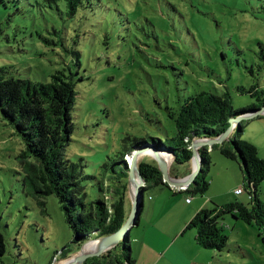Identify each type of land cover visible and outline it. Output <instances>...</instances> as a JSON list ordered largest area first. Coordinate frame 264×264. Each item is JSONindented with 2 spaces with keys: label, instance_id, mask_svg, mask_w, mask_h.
<instances>
[{
  "label": "rangeland",
  "instance_id": "1",
  "mask_svg": "<svg viewBox=\"0 0 264 264\" xmlns=\"http://www.w3.org/2000/svg\"><path fill=\"white\" fill-rule=\"evenodd\" d=\"M59 4L51 8L44 0H0V67L7 76L33 81L50 80L52 73L69 65L78 73L82 79L77 83L68 155L75 162L83 158L88 174L103 179L102 165L108 156L122 155L128 136L173 135L175 122L167 117L166 106L178 108L191 94L228 91L235 109L259 103L247 91L264 89V0H91L75 15L69 14L65 1ZM242 138L254 143L264 158V115L244 120ZM22 149V137L0 110V230L6 243L2 260L62 264V249L76 247L75 230L56 195L46 196L41 205L24 192ZM211 156V183L204 194L172 187L145 192L140 222L130 230L134 249L137 235L155 230L149 225L158 215L162 228L177 229L174 223L185 209L186 196L210 198V208L250 203L239 160L217 148ZM120 166L118 171L126 170ZM86 184L89 199H97V180ZM238 188L242 194L235 193ZM259 196L264 201V181ZM126 208L129 215L131 194ZM221 221L227 245L201 249L206 260L189 264H264V225L230 213ZM190 236L196 240L194 228L186 229L183 238Z\"/></svg>",
  "mask_w": 264,
  "mask_h": 264
},
{
  "label": "trees",
  "instance_id": "2",
  "mask_svg": "<svg viewBox=\"0 0 264 264\" xmlns=\"http://www.w3.org/2000/svg\"><path fill=\"white\" fill-rule=\"evenodd\" d=\"M60 1H65L69 14L75 15L81 6L85 7L86 1L91 0H44L51 8H59ZM74 53L77 57L80 55V51ZM79 62L77 59L76 64ZM80 79L70 65L56 70L47 81L7 76L0 67V110L15 126L24 142V149L19 154L24 168V192L41 205H45L46 196L56 195L69 226L76 233L73 240L76 247L62 249V259L70 258L84 242L113 234L124 225L128 217L126 201L130 189V161L126 158L127 154L133 156L140 149L149 150L138 159V167L145 180L144 196L146 191L154 187L168 188L170 186L164 181L158 162L151 154L153 148L170 155V162L185 164L192 160L191 145L194 139L218 137L230 126L231 118L251 114L264 106V89L258 90L257 87L247 92L256 97L259 103L241 109H235L228 91L218 94L203 90L191 94L182 100L178 108L166 106L167 117L175 122L173 135L166 132V137L157 134L151 139L126 137L122 155L108 156L102 165V179L86 173L83 158L75 162L68 155L74 132L73 110L77 103V83ZM236 126L233 136L221 144H214L213 148L219 149L228 158L239 160L245 187L250 189V203L246 205L236 201L223 206L204 207L194 215L186 229L194 228L197 243L206 249L222 250L227 245L229 237L221 221L227 213L249 224L264 225V201L259 196L260 185L264 181V158L259 156L254 143L242 138L244 120ZM199 153L202 168L194 183L185 191L187 193L204 194L210 187L208 174L212 166L211 152L206 146L199 148ZM147 155L153 160H146ZM119 164L122 165L119 168L124 167L126 170L118 171ZM121 174L125 179L120 178ZM88 180H97L99 183L98 191L95 190L99 196L97 199H89L86 188ZM140 205L142 210L144 197ZM124 240L122 249H119L121 241L113 249L101 256L89 257L82 264H134L130 235ZM5 252V237L0 230V264H8L2 260Z\"/></svg>",
  "mask_w": 264,
  "mask_h": 264
},
{
  "label": "crops",
  "instance_id": "3",
  "mask_svg": "<svg viewBox=\"0 0 264 264\" xmlns=\"http://www.w3.org/2000/svg\"><path fill=\"white\" fill-rule=\"evenodd\" d=\"M216 148H211L209 151H215ZM170 173L172 176L185 177L188 176L193 170V162H187L182 165H176L170 162ZM214 182V180H213ZM158 189H167L166 187ZM130 192V191H129ZM172 192L169 191L167 195H172ZM174 193V192H173ZM130 194V193H129ZM213 196V195H211ZM221 198L220 194H217ZM187 198V196H186ZM184 200L183 206L185 209L181 211L180 218L178 219L179 224L177 229L174 228H162L159 223L158 217H154V222L149 226L155 228L154 231L148 232L145 231L142 234L135 237L136 247L134 249L132 244V255L135 259L134 264H189L190 262L196 263L199 258L205 259V254H202L201 247L196 240L190 236L188 239H184L183 235L186 232V225L194 217V215L204 207H209V204L212 202L210 198H194L190 202ZM128 199V197H127ZM127 207V201H126ZM157 201H155L151 209L153 214L157 209ZM180 214V213H179ZM154 216V215H153ZM140 217V216H139ZM140 219V218H139ZM140 220L137 222L139 223ZM170 224V225H174ZM147 229V228H146ZM196 239V238H195ZM132 243V242H131ZM75 254V251L73 252ZM66 259L63 260V262ZM206 260V259H205ZM61 262V263H63Z\"/></svg>",
  "mask_w": 264,
  "mask_h": 264
},
{
  "label": "water",
  "instance_id": "4",
  "mask_svg": "<svg viewBox=\"0 0 264 264\" xmlns=\"http://www.w3.org/2000/svg\"><path fill=\"white\" fill-rule=\"evenodd\" d=\"M259 115H264V106L252 112L251 114L240 116L238 118H231L230 119V126L227 130L222 133L218 137L214 138H199L194 139L192 141V162H193V170L192 172L185 177H177L172 176L170 173V155H164L163 153L158 152L156 149H152L153 152L151 153L152 156L157 160L158 165L163 173L164 181L171 187V186H188L194 183L197 175L199 174L202 168V159L199 153V148L201 147H209L212 148L214 144H221L225 140L229 139L236 124L241 120H246L250 118H254ZM149 150L146 148L140 149L136 151L130 162H129V186H130V194L132 198V209L129 213L127 220L125 221L124 225L115 233L109 234L91 241L103 240L97 247L92 249L91 251L84 252L85 246L91 242L87 241L84 242L80 250L76 251L69 259L65 260L62 264H82L85 260L89 257L93 256H101L106 251L110 250L112 243H115L114 247L118 245L121 241H123L127 236L130 235V230L132 226L137 224V219L141 213V201L144 197L143 187L145 185V180L142 177L139 167H138V159L141 155H144Z\"/></svg>",
  "mask_w": 264,
  "mask_h": 264
},
{
  "label": "built area",
  "instance_id": "5",
  "mask_svg": "<svg viewBox=\"0 0 264 264\" xmlns=\"http://www.w3.org/2000/svg\"><path fill=\"white\" fill-rule=\"evenodd\" d=\"M130 157H131V155L127 154L126 158L128 160H130ZM172 188L176 192H184V191L187 190L188 186H172ZM235 193L236 194H241V193H243V189L242 188H238V189L235 190ZM186 200H187V202H190L192 200V198L191 197H188Z\"/></svg>",
  "mask_w": 264,
  "mask_h": 264
},
{
  "label": "bare ground",
  "instance_id": "6",
  "mask_svg": "<svg viewBox=\"0 0 264 264\" xmlns=\"http://www.w3.org/2000/svg\"><path fill=\"white\" fill-rule=\"evenodd\" d=\"M131 159V157H130ZM103 240H97V241H91L89 242L84 249V252H88L91 251L92 249H94L95 247H97L100 243H102ZM112 245H115V243H112Z\"/></svg>",
  "mask_w": 264,
  "mask_h": 264
},
{
  "label": "clouds",
  "instance_id": "7",
  "mask_svg": "<svg viewBox=\"0 0 264 264\" xmlns=\"http://www.w3.org/2000/svg\"><path fill=\"white\" fill-rule=\"evenodd\" d=\"M208 149H211V148L208 147ZM212 149H213V147H212ZM131 158H132V156H131ZM130 160H131V159H130ZM130 160H129V161H130ZM171 187H172V186H171ZM188 187H189V185H188ZM184 192H185V191H184ZM241 194H242V193H241ZM187 198H188V197H187ZM187 198H186V199H187ZM191 198H192V197H191ZM139 216H140V215H139ZM90 241H91V240H90ZM67 259H69V258H66V260H67ZM56 262H58V260H56L53 264H56Z\"/></svg>",
  "mask_w": 264,
  "mask_h": 264
}]
</instances>
